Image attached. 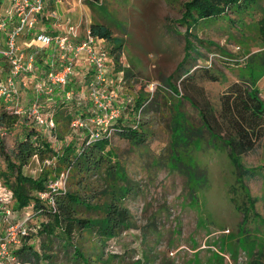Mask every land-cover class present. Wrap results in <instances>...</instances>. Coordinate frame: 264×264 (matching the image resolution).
<instances>
[{
	"label": "rangeland",
	"instance_id": "374dc122",
	"mask_svg": "<svg viewBox=\"0 0 264 264\" xmlns=\"http://www.w3.org/2000/svg\"><path fill=\"white\" fill-rule=\"evenodd\" d=\"M185 1L98 0V4L88 6L84 0H47L42 15L46 19L38 23L42 28L48 27L45 31L51 35H58L52 33L57 27L64 26L63 32L73 27L78 40L86 39L91 23L102 24L109 28L113 38L121 40L117 61L111 53L113 44L105 42L110 64L114 66L109 72L112 83L106 90L118 89V98L110 102V111L117 109V124L121 122L119 119L124 126L139 123L137 130L144 141L140 146L115 133L108 137L109 149L117 155L134 187V195L125 201L132 225L103 245L94 240L96 253H102L103 260L98 264H251L257 252L264 250V123H261L264 121L250 123L249 113L238 114L247 123L253 147L236 156L240 167L237 168L228 147L224 146L225 140L218 134H210L201 119V114L207 115L212 133L232 139L236 130L227 120L223 99L232 92L253 88L264 102V47L259 33L264 4L260 3L255 13L249 15L252 18L246 17L243 22L231 14L230 19L234 20L231 25L227 20L200 22L187 30L179 22ZM10 4L11 0H4L0 14ZM5 37V32H0L1 46ZM23 37L18 41H25ZM187 41L191 44L189 49ZM8 68V63L1 61V81L5 80ZM125 71L129 74L124 79ZM203 71H208L215 81L209 80ZM186 72L191 75L186 79L193 77L195 86L180 83ZM27 78L19 77L20 83L26 84L18 86L22 107L35 96ZM168 78H172L169 86L165 82ZM70 86L77 97L85 90L83 85L78 90L77 85ZM51 95L47 101L48 96H41L42 110L44 114L55 115L60 96ZM81 97V106L67 104L65 108L75 113L81 112L79 107H85L82 116L86 117L91 111L86 90ZM128 101L129 106L123 110V103ZM137 103L140 106L136 108ZM5 106L0 100V112ZM18 118L14 130L3 136L8 150L24 138L25 128L41 132L54 151L62 148L63 144L54 138L50 128H39L25 115ZM175 122L181 123L187 132V136L184 134L177 141L172 135ZM111 124L106 127L109 129ZM81 125H76L77 128L70 125L65 145L72 142L80 150L90 132L98 130L93 120ZM173 151H177L176 161L171 160ZM0 167L6 169L1 157ZM54 167V159L41 163L33 157L22 170L32 178H37L41 170L51 173L46 187L52 182L62 186L61 174H65L68 189L69 173L56 175L58 170ZM105 184L94 182L95 193ZM9 195L0 181V234L3 236L11 226L24 224L36 235L35 224L31 222L34 211L30 208L12 211ZM7 210L9 215L5 213ZM40 241L41 238L33 236L27 243L42 254ZM82 245L87 248L92 243L83 241ZM16 246L9 247L7 252ZM45 253L50 256V263L33 260L31 264H53V261L74 264L70 258L72 252L58 241ZM0 261V264H20L2 257Z\"/></svg>",
	"mask_w": 264,
	"mask_h": 264
},
{
	"label": "trees",
	"instance_id": "16d2710c",
	"mask_svg": "<svg viewBox=\"0 0 264 264\" xmlns=\"http://www.w3.org/2000/svg\"><path fill=\"white\" fill-rule=\"evenodd\" d=\"M84 1L88 6L98 4V0ZM3 3L4 0H0V7ZM255 5L256 0H187L182 4L179 22L184 26L186 25L187 30L200 22L209 24L217 23L218 20H227L226 22L231 25L234 23V20L230 19L231 14H234V18L239 22H243L246 17L252 18L249 15L255 13ZM259 24L262 47H264V17L260 18ZM89 33L94 38L111 42L113 44L111 53L117 61L120 54L117 52L121 47V40L113 38L109 28L102 24L91 23ZM189 47L191 44L187 41L186 48L189 49ZM189 72H186L183 79L180 78L182 86L187 84L195 86L196 81L193 77L186 79L191 76ZM203 73L208 74L209 80L215 81L208 71H203ZM128 74L129 71H125L124 79L127 78ZM171 79L168 78L165 81L167 86H169ZM70 88L69 85L66 90H70ZM185 95L187 96V94ZM258 96L259 93L250 88L247 91L232 92L223 99L226 104L225 111L229 116L227 120L233 124L236 130L232 139L224 138L221 133H212L208 116L201 114L204 128L210 134H218L225 140L224 146L228 147L231 161L237 168L240 167L236 156H241L253 147V138L246 129L247 123L238 114L241 111L249 113L251 116L250 123L252 120L256 123L257 121H264V102ZM183 97L185 96L183 95ZM192 103L195 102L192 101ZM70 104H74L75 107L77 105L74 102ZM66 106L61 104L53 117L54 129L51 132L54 138L63 144L58 151H54L52 144L34 128H29V130L25 128L23 130L26 131L24 138L17 140L14 147L8 150L3 136L14 130L19 118L9 114L4 109L0 112V157L6 167L5 170L0 167V181L10 194L8 199L11 200L12 211H21L27 208L34 211L32 219L29 218L28 220L31 219V222L33 221L35 224L34 232L36 235H32L33 231L29 232L30 229L26 227V236L21 238L22 241L20 240L12 251L16 261L20 264H31L33 260H49L50 256L45 253V250L50 249L56 241L60 242L65 249H69V252H72L70 258L74 264H98L103 259L102 253H96L98 247L94 244V240L103 245L104 241L113 239L122 232L131 229V214L125 205V201L134 195V187L128 181L124 168L117 160V155L112 149H109V139L96 141L87 147H84L82 143L80 150L72 142L65 145L66 135L70 130L72 119L77 113H72L73 111H69L65 108ZM137 106H140V103H137L136 108ZM83 108H78L81 113ZM133 120L138 122V120ZM119 121L121 122L115 126L117 129L115 134L131 144L142 146L144 138L142 133L137 130L139 123L124 126L122 125L123 121L121 119ZM186 133L185 127L181 123L175 122L172 129L175 141ZM176 156H178L177 151H173L171 160L176 161ZM33 157H37L41 163L54 159V170H58L56 175L64 171L69 173V188L52 195V204L48 201H42L38 197L39 193L48 192L46 182L51 177V173L41 170L37 178L23 174L22 169ZM92 177L97 179L89 181ZM94 182L99 184L106 182V184L103 189L95 193L97 187L94 186ZM96 194L101 197L98 198ZM245 218L246 215H244V220ZM33 236L41 238L39 245L43 250L42 254L38 253L33 245L27 243ZM83 241H90L91 247H84ZM90 250H94V253ZM262 261H264V250L257 252L256 258L251 264H262ZM48 262L50 263V260ZM53 264H60V261H53Z\"/></svg>",
	"mask_w": 264,
	"mask_h": 264
},
{
	"label": "built area",
	"instance_id": "2783aa9c",
	"mask_svg": "<svg viewBox=\"0 0 264 264\" xmlns=\"http://www.w3.org/2000/svg\"><path fill=\"white\" fill-rule=\"evenodd\" d=\"M46 1L11 0L9 7L0 14V32H5L6 36L4 45H0V75L1 61L9 65L5 80H0V100L5 103V110L9 114L25 115L26 119L39 128L52 130L54 114H44L41 96L50 94L47 101L51 94H58L60 105L74 102L81 106V96L86 90L90 114L85 117L81 112L79 114L77 112L72 119L71 127L86 125L89 120H93L96 124L94 127L98 130L90 132L87 140L84 141L83 146L87 147L96 141L108 139L110 134H114L117 130L115 121L119 118L118 111L117 109L110 111V102L118 98V89L106 90V87L111 86L112 83L109 72L114 70L108 55L109 47L105 45V40L90 36L89 31L86 39L78 40L73 27H68L67 32L58 35L36 32ZM22 36L33 37L26 45L30 50L27 54L18 46V40ZM22 75L28 77L35 93L32 101L25 107L21 105L18 91L19 84L26 85L25 82L19 81ZM71 84L77 85L76 90L83 85L84 93L77 97L71 89L66 90ZM54 103L56 104V101ZM123 104L124 109H122L125 110L130 103L128 101ZM109 122L113 124L108 129L106 125ZM61 176L62 186L52 182L47 186L48 192L38 194L42 201L52 204L51 196L59 191H65L66 177L65 174ZM5 213L9 215L10 211L7 210ZM26 234L24 224L11 226L3 236L0 234V255L1 253L3 255L0 257L15 262L12 251L9 253L7 250L11 246L18 245L19 239Z\"/></svg>",
	"mask_w": 264,
	"mask_h": 264
},
{
	"label": "crops",
	"instance_id": "0c3cea01",
	"mask_svg": "<svg viewBox=\"0 0 264 264\" xmlns=\"http://www.w3.org/2000/svg\"><path fill=\"white\" fill-rule=\"evenodd\" d=\"M258 1H260V2L258 3ZM260 3L264 4V0H256L255 8H256V7H259V4H260ZM85 7H86V6H85ZM86 9H87V11H85V12H86L85 15H86V17H88V16H89V13H88V7H86ZM258 9H259V8H258ZM70 11H71V10H69L68 13H70ZM73 14H75V13L73 12ZM43 16H44V15H43ZM80 18H81V17H80ZM43 19H46V18H43V17H42V19H40V21L43 20ZM40 21H39V22H40ZM88 23H89V21H88ZM39 24H40V23H39ZM39 24H38V25H39ZM38 25H37L36 32H38V33H46L45 30L48 29V27H45V28L43 27V28H42V27H40V26H38ZM55 27H57V26H55ZM63 27H64V26H61V27H57V28H55L56 31H53V30H52V33L55 32L56 34H57V33L60 34L61 31L63 30ZM53 28H54V27H53ZM62 32H63V31H62ZM46 34H48V33H46ZM52 35H54V34H52ZM23 39H24L25 41H23V42H22V41H21V42L18 41V46L20 47L21 50H23V51L27 54L28 52H30V50L26 48V45H27L28 43H30V41L33 39V37H32V36H31V37H30V36H26V37L24 36Z\"/></svg>",
	"mask_w": 264,
	"mask_h": 264
}]
</instances>
